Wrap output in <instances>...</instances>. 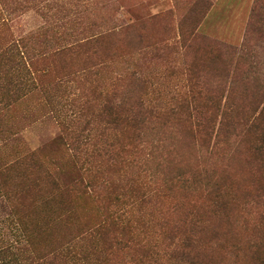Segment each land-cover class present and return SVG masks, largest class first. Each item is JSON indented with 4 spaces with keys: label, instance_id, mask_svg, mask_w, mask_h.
<instances>
[{
    "label": "rangeland",
    "instance_id": "rangeland-1",
    "mask_svg": "<svg viewBox=\"0 0 264 264\" xmlns=\"http://www.w3.org/2000/svg\"><path fill=\"white\" fill-rule=\"evenodd\" d=\"M256 89L264 0H0V264L249 263L213 205L223 189L264 232ZM118 197L131 225H110Z\"/></svg>",
    "mask_w": 264,
    "mask_h": 264
},
{
    "label": "trees",
    "instance_id": "trees-1",
    "mask_svg": "<svg viewBox=\"0 0 264 264\" xmlns=\"http://www.w3.org/2000/svg\"><path fill=\"white\" fill-rule=\"evenodd\" d=\"M92 41H97L96 38H93ZM91 41V42H92ZM83 44H77L74 49H70L68 52H74L77 50V48H80ZM80 46V47H79ZM225 48L222 47L221 44H217L216 48L219 50L223 48L226 51L229 50V53L233 54L234 49L232 47L223 45ZM254 82L251 80L247 82L246 84H253ZM251 97H254V102H260L259 105H262L264 103V94H260V92L256 89L252 94H250ZM249 97V96H248ZM248 97L246 99V102L248 100ZM105 110L107 112V117L109 121L106 123V128L109 129L111 126L117 127L118 123L120 121H123L126 118V115H120L118 111H116V107L112 102H109L108 105L105 107ZM256 113V112H255ZM114 145H109L106 149H111L108 153V156H112L114 154L113 151ZM176 180V179H175ZM166 187L169 190L170 189V181L166 182ZM224 188V187H223ZM221 190V191H220ZM216 203L213 205L214 208H216L215 212L218 214L224 215L226 218L229 217L232 219V225H237L233 229L228 230L225 233L226 237V243L230 244L231 248L234 249L237 252H243L245 253V249L243 248V243L249 244L252 249L254 248L257 254V257L252 259L250 262L253 264H264V232L263 230H260L258 226L246 216L244 211L238 204L236 203V200L234 196L228 192H224L223 189L218 188L216 190ZM219 192V193H218ZM133 193V192H132ZM135 198H139V194L136 193L134 195ZM132 206V207H129ZM135 203H127L124 201H121L118 197L116 199V202H114L109 211H108V218L110 219V222H112L111 226H117L120 225L122 227L126 225H131L133 222V207H135ZM118 221V222H117ZM237 223H240L238 225ZM169 226V225H168ZM174 226V225H172ZM175 228H178L179 226L175 225ZM173 227V228H174ZM101 231V228L97 231L98 233ZM190 231H187L184 235H188ZM195 236H198L195 234ZM192 234L188 235L187 241L188 246H192L191 244L194 243L196 237L192 238ZM193 240V241H192ZM249 240V241H248ZM102 239L100 238L97 241V247L100 250L102 245ZM253 241V242H252ZM109 257L105 258H97V260L100 262V264H113L111 263V260L108 259ZM34 260V259H33ZM192 264H195V261H190ZM247 264H251V263ZM23 264H41L38 261H30L29 263H23Z\"/></svg>",
    "mask_w": 264,
    "mask_h": 264
},
{
    "label": "crops",
    "instance_id": "crops-1",
    "mask_svg": "<svg viewBox=\"0 0 264 264\" xmlns=\"http://www.w3.org/2000/svg\"><path fill=\"white\" fill-rule=\"evenodd\" d=\"M216 24H218V23H216ZM223 26L225 29L222 27V30L220 31L219 26L216 25V27H214L216 29L213 28L214 32H216V31L219 32V35L227 37L230 41L231 40H235V41L243 40V33H244L243 30L241 31V29H240V32L238 33V35H235L236 29H232L234 27H232L231 24H229V26H226V24H223ZM220 32H221V34H220Z\"/></svg>",
    "mask_w": 264,
    "mask_h": 264
}]
</instances>
